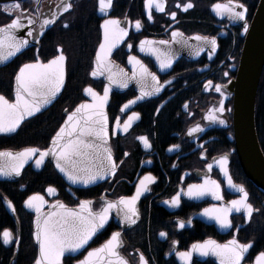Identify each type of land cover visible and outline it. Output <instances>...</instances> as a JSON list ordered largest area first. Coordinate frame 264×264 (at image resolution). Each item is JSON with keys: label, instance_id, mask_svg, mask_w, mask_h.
<instances>
[{"label": "flooded vegetation", "instance_id": "af4514ba", "mask_svg": "<svg viewBox=\"0 0 264 264\" xmlns=\"http://www.w3.org/2000/svg\"><path fill=\"white\" fill-rule=\"evenodd\" d=\"M60 1L16 2L20 8L11 15L4 10L5 6L16 3L0 5V28L18 15L29 14L39 19ZM258 1L231 0L247 9L245 19L238 20L227 12L217 14L213 8L215 4L228 5L230 0H154L151 9L146 6V0H111V7L104 12L99 9V0H70L72 7L44 34L37 52L29 48L0 67V96L12 102L14 79L21 67L37 61L45 64L60 55L61 50L66 57L65 85L58 99L14 132L0 134V152L47 150L68 115L80 104L91 102L85 89L92 88L103 97L107 87L110 89L105 107L108 143L116 164L115 174L111 173L100 183L73 187L49 159L44 158L46 161L37 167L34 162L39 159V153H36L17 179L0 180V193L11 202L17 218L15 223L0 200V264H33L37 257L32 242L33 216L23 207L28 197L40 195L47 205L59 202L67 208H77L82 202L90 201L91 211L99 213L109 202L135 196L140 181L148 175L155 179L147 183V190L135 203L136 223L124 220L123 206L116 208L117 213L109 216L103 229L75 256L63 258V264L80 262L116 232L120 233L116 251L127 264H142L141 255L147 264H221L220 256L212 252L201 255L193 250V245L206 241L225 245L233 239L252 245L244 253L241 264H256L257 257L264 252V194L247 180L235 154L233 97L228 86L237 74L244 26L250 25ZM156 2L164 4V11L156 10ZM189 2L194 7L184 11L183 6ZM105 20L118 21L111 27L117 32L123 29L127 35L103 60L102 74L93 76L99 46L104 40ZM136 21H140L139 29ZM173 32L182 35L173 38ZM197 36L215 38V51L210 44L197 40ZM141 42H145L143 51ZM153 49L166 55L171 67L162 69ZM131 57L155 74L159 92L137 99L141 96L140 66ZM107 69L116 74L114 79H126L127 87L112 83ZM216 85L221 86L223 95L215 91ZM133 100L136 102L125 109L124 105ZM221 100L225 111L215 115L224 123L208 121L205 117L212 109L219 108ZM133 113L138 118L124 132V123ZM197 125L202 131L189 134ZM140 137L147 138L148 147ZM261 137L264 138V128ZM259 145L264 154L263 139ZM225 156L227 162L221 165L220 160ZM85 160L94 161L88 157ZM225 172L234 185L243 186L248 193L247 203L253 207L250 219L244 208L240 211L232 208L228 216L231 227L227 228L221 227L214 216L205 215V209L231 208V201L243 197V193L228 184ZM206 179L220 185L222 199H216L211 192L199 197L187 194L190 185H203ZM50 187L55 189L54 193L47 191ZM177 195L180 203L173 206L171 201ZM47 209L44 206V211ZM5 230L12 234L7 244L3 239ZM186 252L191 253L190 259L181 257L180 253Z\"/></svg>", "mask_w": 264, "mask_h": 264}, {"label": "snow or ice", "instance_id": "6c2138e0", "mask_svg": "<svg viewBox=\"0 0 264 264\" xmlns=\"http://www.w3.org/2000/svg\"><path fill=\"white\" fill-rule=\"evenodd\" d=\"M154 0H146V6L151 9ZM72 7L69 3L65 6L64 11H68ZM111 7V0H99V9L104 12L107 8ZM156 10L164 11V4L162 2L155 3ZM181 7V5H177ZM194 7L189 2L183 6V10ZM20 8V4L6 5L5 11L10 15L13 11ZM217 14L227 12L232 19L244 20L247 9L243 4L238 2H231L228 5L215 4L213 5ZM237 8L243 9L242 11H236ZM173 19L175 13L172 14ZM149 19L151 14L149 13ZM54 20L45 19L41 27L54 23ZM32 19H28V24H33ZM118 24L116 20H105L103 24L104 40L99 46V52L96 56L97 66L92 75L102 74V62L110 54L116 44L127 35V32L120 29L118 32L114 31L111 26ZM68 25L65 24V27ZM137 29L140 28V21L135 22ZM25 27L20 22V18L16 17L12 19L11 23L6 27L0 28V61L6 60L8 56L14 55L19 52L28 43L26 39H18L13 33L14 30ZM247 25L244 26V31L247 32ZM29 36L32 32L27 33ZM43 32H41V35ZM173 38L182 35L178 32H173ZM197 40H203L205 43L211 45V50L215 51L217 42L215 38L209 40L206 37H196ZM141 42V50L143 51V44ZM161 44H166L167 41H161ZM131 47V45H129ZM5 49L7 54L5 55ZM157 59L160 60V67H171V60L166 55L159 53L158 50H152ZM199 52H197V55ZM163 55V58H162ZM66 57L61 54L50 60L47 64L40 62L25 64L20 68L19 74L16 76V99L14 103H10L4 96H0V133L14 132L20 125L25 116H32L34 113L39 112L41 107L50 103L52 99L61 90L64 84V63ZM130 60L135 61V64L140 66L138 73V82L141 84V96L137 99H143L144 96H151L154 92H159L158 78L154 73L144 67L139 60L135 57H131ZM110 72L108 79L112 83H119L121 87H127L126 79H114L115 73ZM136 75V74H134ZM227 75V73H225ZM149 78L151 83L149 82ZM211 85V81L208 82ZM206 85V87H208ZM146 88H151V91H146ZM110 89H104V96L100 97L92 88L85 89V92L92 96L93 100L97 103L94 104H80L71 114L68 115L65 125L62 126L56 133V136L52 140L53 148L50 150L41 151L36 148H28L23 152L16 154L15 156L11 152H0V157L7 158L0 163V176H10L13 173L20 174V169L24 163L27 162L34 154L39 153V159L36 160V165L39 167L44 158L48 155H53L56 158V167L66 173L68 178L73 182L82 181L84 184L91 183L97 178H103L109 171L114 175L116 171V164L112 158L111 150L104 145L107 144L108 137V118L103 111L104 104L107 102L108 93ZM216 92H221V86H215ZM221 95L223 93L221 92ZM136 101H129L124 105V108H128ZM123 111V109H122ZM225 111L224 101H220L219 108L212 109L205 117L208 121L221 124L223 120H218L215 115L216 112L223 113ZM138 118L137 113H133L128 117V120L124 123L123 131L127 132L134 119ZM116 127H120V120L117 118ZM202 129L199 125L190 130L189 134L193 132H200ZM95 137L101 141L100 144L90 142L89 138ZM143 140L145 147H148V141L146 137H140ZM102 149V151H101ZM90 150V151H86ZM87 156L89 159L99 161L94 166H81L77 157ZM106 161V162H105ZM227 162V157H222L220 164L224 165ZM211 169V165H208ZM227 176V172H225ZM155 178L148 175L143 177L140 181V186L137 188L136 195L131 198H121L118 203L114 204L109 202L101 212L93 213L90 208V201H84L80 205V211L65 209L62 204H57L54 207L59 209H65L63 213H49L47 217L41 220L40 216H37V233L36 239L39 242L40 257L35 261V264H61V257L65 252L76 251L86 245L89 240L96 234L97 230L103 228L106 224L109 213L112 208H121L123 212L124 220L129 224H135L136 220L133 219L137 216L135 203L142 195L143 191L147 190V183L152 182ZM228 184L241 193L243 197L240 200L231 201V208H214L205 209V215L214 216L219 222L221 227H231V221L229 220V212L232 208L236 211H240L244 208L247 212V216L250 219L253 213V207L247 203L248 193L243 186H237L232 183L230 176H227ZM211 185L212 187H209ZM49 193H54L55 189L48 188ZM211 192L216 199H222L220 195V185L216 181L205 180L203 185H190L188 188L189 196H203ZM34 202H39L38 204ZM9 207H12L11 202H7ZM44 203V198L40 195H33L28 198L26 204L29 208L35 207L36 212L40 213V206ZM180 203L179 195L174 197L171 201L173 206H177ZM14 210V208H13ZM54 217H58L54 219ZM183 222L180 223V227H183ZM161 236H165L166 233H161ZM120 233H113L111 238L98 249H94L88 252V256L80 264H112L111 260L105 261L104 256L116 257V264H127L122 257L116 252L118 247ZM12 234L5 230L3 232L4 243L10 242ZM251 244H240L237 240L233 239L228 244L218 245L215 241H206L204 244L193 245L194 251H199L201 255H208L212 252L214 255L220 256L221 264H241L244 259V253L248 251ZM181 257L190 259L191 253H180ZM142 264H147L143 255L140 257ZM256 264H264V252L260 253L256 259Z\"/></svg>", "mask_w": 264, "mask_h": 264}, {"label": "water", "instance_id": "95a60500", "mask_svg": "<svg viewBox=\"0 0 264 264\" xmlns=\"http://www.w3.org/2000/svg\"><path fill=\"white\" fill-rule=\"evenodd\" d=\"M23 1H28V0H0V5L12 4V3L23 2ZM69 1L70 0H61L57 4V6L52 8V10L45 11L39 17V19H35V17H33L29 14H23V15L16 16V17L20 18V22L23 25H25V27L14 30L13 34L18 39H26L28 41V43L19 52H16L14 55L8 56L6 60L0 61V67H3L5 65L9 64L15 57H17L19 54H21L22 52H24L25 50H27L29 48H35V50L37 52V50L39 48V42L42 39V37L44 36V34L51 27H53V25L62 17V15L67 13V11H64V8L67 4H69ZM16 17H14V18H16ZM28 19H32L34 21V23L29 25ZM45 19L54 20L55 22L52 24L45 25L42 28L41 25L43 24V21ZM9 24H7V25H9ZM7 25H5L3 27H6ZM3 27H1V28H3ZM247 29H248L247 32L244 33V42H243V47H242L239 65H238V69H237V74H236L235 79L233 81H231V83L228 86V91L233 97V107H232L233 141H234V146H235V154L237 156V159L239 161L240 167H241L244 175L246 176L247 180L250 182V184L255 189H257L258 191H260L261 193L264 194V155H263V152H262L260 145H259V142H258L256 127H255L256 97H257L259 82H260L261 75H262V72L264 69V0L258 1L257 6L255 8V11L253 13L250 25L247 27ZM29 31L32 32L31 36H29L27 34ZM41 32H43L42 35H41ZM6 54H7V49H5V55ZM37 62H39V61H37ZM47 63H45V64H47ZM18 74H19V71L16 74V76ZM64 85H65V65H64V84H63V87L61 88V90L57 93V95L52 99V101L50 103L42 106L41 110L39 112L34 113L32 116H25V118L22 120L20 125L23 122H25L26 120H28V119L38 115L39 113L45 111L46 109H48L58 99V97L62 93ZM16 87H17L16 79H14L13 101L10 103L15 102ZM84 93H85V95L87 94L85 91H84ZM88 98L91 102H89L87 104L97 103L96 101L93 100L92 96L88 95ZM107 101H108V99H107ZM106 104H107V102L104 104V108H103L104 112H105ZM105 114H106V112H105ZM64 125H65V122L63 123L62 126H64ZM0 134H5V133H0ZM89 141L94 142L96 144L101 143V141L97 140L95 137L89 138ZM104 146L109 148L108 137H107V144ZM52 148H53V145H52V141H51L47 150H50ZM23 151L24 150H22L20 152H23ZM20 152H11V153L15 156L16 154H18ZM32 157L30 159H28L26 163H24L23 167L20 169V174H21L22 170L33 161V160H31ZM86 157L87 156L76 158L80 162L81 166H84V165L94 166V165L99 163V162H94V161H90V160H85ZM45 158L49 159L48 161H50L55 166V168L62 175V177L64 178L66 183H68L69 185H71L73 187H88L91 185H95V184L100 183L101 181L105 180L107 177L111 176V171H109L108 174H106L102 179L97 178L95 181L88 183V184H84L82 181L73 182L72 180H70L68 178L66 173L61 172L56 167V158L53 155L50 154V155L46 156ZM5 159H7V158L0 157V163H2ZM44 161H46V160H44ZM34 164L36 165V161L34 162ZM20 174L16 175L15 173H13L10 176H0V180H2V181H13V180L17 179L20 176ZM28 198L25 200L23 207L29 214H31L33 216V219H32V242H33V245L35 246L36 251H37V257L35 259V261H36L40 257L39 242L36 239L37 216L39 215L41 220H43L45 217L48 216L49 213H53V212L63 213L65 211V209L74 210V211L79 212L80 206L77 208H67L65 206V209H59V208L54 207L59 202H54V203H51L49 205H47L44 202L40 206V213L38 214L36 212L35 207L29 208L27 206L26 201L28 200ZM0 200L3 204V206L5 207L7 214L16 223L17 218L15 216L13 206L9 207V205L7 203L9 201L1 193H0ZM118 202L119 201L115 202L114 204H116ZM34 203L38 204L39 202H34ZM59 204H61V203H59ZM44 206H48V209L46 211H44ZM115 209L116 208L114 207L110 210L109 216L111 214L115 215L117 213V212H114ZM57 218L58 217H54V219H57ZM108 221H109V218H108L107 222ZM102 229L103 228L98 229L96 234L92 237V239ZM91 240H89V242ZM86 245H84V247ZM102 246H100L98 248H101ZM84 247L77 249L76 251L65 252V254L61 257V264H63V262H62L63 258L75 256ZM87 256H88V253L81 261L85 260L87 258ZM103 259L105 261L111 260L112 264H116V257L104 256ZM35 261L33 264H35ZM80 262H78L76 264H80Z\"/></svg>", "mask_w": 264, "mask_h": 264}, {"label": "trees", "instance_id": "16d2710c", "mask_svg": "<svg viewBox=\"0 0 264 264\" xmlns=\"http://www.w3.org/2000/svg\"><path fill=\"white\" fill-rule=\"evenodd\" d=\"M255 127L259 142L261 139V132L264 128V70L260 79V84L258 87L256 106H255ZM26 248V246H25Z\"/></svg>", "mask_w": 264, "mask_h": 264}]
</instances>
